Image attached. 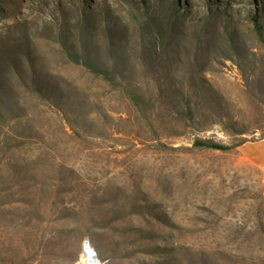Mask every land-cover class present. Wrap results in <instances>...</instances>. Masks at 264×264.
Wrapping results in <instances>:
<instances>
[{
    "label": "rangeland",
    "instance_id": "374dc122",
    "mask_svg": "<svg viewBox=\"0 0 264 264\" xmlns=\"http://www.w3.org/2000/svg\"><path fill=\"white\" fill-rule=\"evenodd\" d=\"M262 154L264 0H0V264H264Z\"/></svg>",
    "mask_w": 264,
    "mask_h": 264
},
{
    "label": "trees",
    "instance_id": "16d2710c",
    "mask_svg": "<svg viewBox=\"0 0 264 264\" xmlns=\"http://www.w3.org/2000/svg\"><path fill=\"white\" fill-rule=\"evenodd\" d=\"M254 22H256V21L254 20ZM195 145L199 146V147L209 148V149H213V150H221V151L231 150L235 147V145L228 146V145H224V144L215 143L212 141H202V140H197L195 142Z\"/></svg>",
    "mask_w": 264,
    "mask_h": 264
},
{
    "label": "bare ground",
    "instance_id": "6f19581e",
    "mask_svg": "<svg viewBox=\"0 0 264 264\" xmlns=\"http://www.w3.org/2000/svg\"><path fill=\"white\" fill-rule=\"evenodd\" d=\"M79 264H101L97 256L93 255L89 249L84 248Z\"/></svg>",
    "mask_w": 264,
    "mask_h": 264
},
{
    "label": "built area",
    "instance_id": "2783aa9c",
    "mask_svg": "<svg viewBox=\"0 0 264 264\" xmlns=\"http://www.w3.org/2000/svg\"><path fill=\"white\" fill-rule=\"evenodd\" d=\"M89 249L91 252H93V255L96 257V252L95 250L92 248L91 244L89 241H85V243L83 244V249Z\"/></svg>",
    "mask_w": 264,
    "mask_h": 264
},
{
    "label": "crops",
    "instance_id": "0c3cea01",
    "mask_svg": "<svg viewBox=\"0 0 264 264\" xmlns=\"http://www.w3.org/2000/svg\"><path fill=\"white\" fill-rule=\"evenodd\" d=\"M261 159V163H264V154H262L261 156H259Z\"/></svg>",
    "mask_w": 264,
    "mask_h": 264
}]
</instances>
